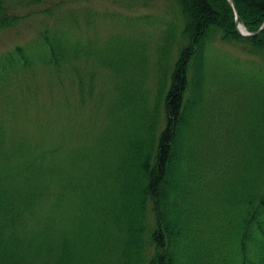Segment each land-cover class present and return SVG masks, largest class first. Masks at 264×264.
Here are the masks:
<instances>
[{"label": "trees", "instance_id": "1", "mask_svg": "<svg viewBox=\"0 0 264 264\" xmlns=\"http://www.w3.org/2000/svg\"><path fill=\"white\" fill-rule=\"evenodd\" d=\"M33 17L0 51V264H264V29L228 0H0V32Z\"/></svg>", "mask_w": 264, "mask_h": 264}, {"label": "rangeland", "instance_id": "2", "mask_svg": "<svg viewBox=\"0 0 264 264\" xmlns=\"http://www.w3.org/2000/svg\"><path fill=\"white\" fill-rule=\"evenodd\" d=\"M100 3L101 1H96L94 4H96V6L100 5V7H104L107 4V3H101V4ZM114 9L115 11H117V8ZM37 22L38 21L36 17L26 18L18 25V27H16V29L12 28L0 32V51L6 50V48H10L13 44L17 42L23 43L27 41L31 36V34L34 32V30L40 28ZM99 23H101V21ZM226 50L233 52L234 54H239V52L236 49L231 47H227Z\"/></svg>", "mask_w": 264, "mask_h": 264}, {"label": "water", "instance_id": "3", "mask_svg": "<svg viewBox=\"0 0 264 264\" xmlns=\"http://www.w3.org/2000/svg\"><path fill=\"white\" fill-rule=\"evenodd\" d=\"M229 2H230V4L234 8L236 29H237V31L240 34L246 35V36H248V35H254V34L258 33L262 28H264V22H263V24L259 27V29L257 31H255V32H249V31H247L246 28L243 26V24L239 22L238 13H237V10L235 8L234 1L233 0H229Z\"/></svg>", "mask_w": 264, "mask_h": 264}, {"label": "bare ground", "instance_id": "4", "mask_svg": "<svg viewBox=\"0 0 264 264\" xmlns=\"http://www.w3.org/2000/svg\"><path fill=\"white\" fill-rule=\"evenodd\" d=\"M229 1V0H228ZM230 3V2H229ZM235 5V4H234ZM232 6V5H231ZM236 8V7H235ZM232 10H233V15H234V18H235V12H234V8H233V6H232ZM237 10V9H236ZM238 13V12H237ZM238 19H239V22L241 23V21H240V18H239V15H238ZM264 22V21H263ZM234 23H235V19H234ZM263 24V23H262ZM235 28H236V24H235ZM240 28V27H239ZM259 29V28H258ZM262 29H264V28H262ZM261 29V30H262ZM237 30V29H236ZM260 30V31H261Z\"/></svg>", "mask_w": 264, "mask_h": 264}]
</instances>
